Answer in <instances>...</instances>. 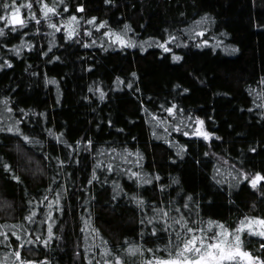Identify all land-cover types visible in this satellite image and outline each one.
I'll use <instances>...</instances> for the list:
<instances>
[{
  "label": "trees",
  "instance_id": "16d2710c",
  "mask_svg": "<svg viewBox=\"0 0 264 264\" xmlns=\"http://www.w3.org/2000/svg\"><path fill=\"white\" fill-rule=\"evenodd\" d=\"M5 3L12 0H0V14ZM44 3L58 14L45 18ZM15 6L26 25L12 32L0 21L6 33L0 36V127L18 122L40 143L0 131V225L17 226L0 229L7 233L0 235V262L19 264L11 254L20 250L25 262L37 264L45 258L51 264H105L116 255L123 264H147L174 253L175 232L185 219L208 237L220 231L210 221L234 231L245 217L264 218V181L253 189L240 175L264 173V0H15ZM72 15L77 21H70ZM204 16L210 21L197 25ZM92 17L105 27L87 23ZM125 24L134 48L104 35L122 33ZM69 25L77 33L72 38ZM200 31L203 36L196 35ZM169 35L176 40L165 52L158 45ZM173 104L177 109L168 113ZM197 117L210 139L192 134ZM133 172L152 182L141 184ZM94 173L98 179L92 180ZM56 192L64 213L53 206V239L48 247L27 243L47 238V205ZM165 211L167 232L160 227ZM242 240L245 250L264 258V239L245 231ZM130 244L142 254L127 253Z\"/></svg>",
  "mask_w": 264,
  "mask_h": 264
},
{
  "label": "snow or ice",
  "instance_id": "6c2138e0",
  "mask_svg": "<svg viewBox=\"0 0 264 264\" xmlns=\"http://www.w3.org/2000/svg\"><path fill=\"white\" fill-rule=\"evenodd\" d=\"M39 2V0H38ZM61 3H63V0H60ZM106 3H114V0H106ZM23 7V5H21ZM27 7L29 9L32 8L31 2L27 4ZM3 8L5 11L3 14H0V21H5L6 26H11V31L15 32L17 31V25L20 27H24L26 25V21L21 18L20 14V7L15 6V0H12L11 4L5 3L3 5ZM42 10H43V16L45 18H49V13L53 14H58L56 12L55 7H49L47 3H44L42 5ZM67 11V7L64 9ZM77 11L78 12H83L84 11V6L83 5H77ZM31 19H35L36 23L39 24L40 21L39 19H36L35 13L30 12L29 13ZM70 21H77V16L72 15L70 16ZM96 17H92L89 20H87V23L92 24L96 28H103L106 25L105 21L100 22L99 24H96ZM210 21V17L204 16L201 18V20L196 21L197 25H200L202 23H208ZM49 26L57 29V25L53 23H49ZM69 31H68V37L72 38L73 36L77 35L75 29L69 25ZM59 30V29H57ZM39 31V29H37ZM87 34L89 36L92 35V32L90 30H86ZM132 31L131 26L128 24L124 25L123 32H115L113 30H109L104 33L105 36H108L110 39L114 37V40L116 43H118L121 47L127 46V47H136V42L133 41L130 37L127 36L128 32ZM195 32V29L192 30ZM5 33V28L0 27V36H4ZM196 35L203 36L204 32L200 31L199 33H196ZM176 40L175 36L169 35L168 40L161 42L158 46L162 48L165 52H172V49L168 46L169 42ZM222 42H217L216 47H219ZM203 44H208V40H204ZM29 49H31V45H27ZM199 46V45H198ZM51 49H49L50 51ZM225 52L229 51V48L225 47ZM231 51H239L238 49H231ZM20 49H16L17 55H19ZM44 55H47V52L44 53ZM57 60L60 59V57H56ZM173 59L175 61H180L183 59L180 55H173ZM8 67H11V62L7 63ZM4 67L3 64H0V69ZM133 76L136 75V73H132ZM119 80V78H117ZM49 83H57L55 80H50L48 81ZM128 87H132L131 84L128 85ZM179 87V85H177ZM185 92H188L189 89L185 88ZM104 98V93L101 90V99ZM4 104L7 108L8 104V98H5ZM261 107H264V104L261 105ZM177 109V106L173 104L170 108L166 109L168 113H173L174 110ZM7 111L11 113L13 111L12 108H7ZM179 111H183V109H179ZM157 119H159L157 117ZM191 119V117H189ZM198 121L199 125H203L204 121L201 120L199 117L196 118ZM18 122H13L11 126H5V127H0V131L2 132H8V133H16L18 134V137L22 138V140L28 144H39L40 141L35 140L34 138L26 135L23 133V131L17 126ZM19 123H22L19 122ZM191 127V125H189ZM180 127L177 125L176 126V131H180ZM193 135L197 136H202L205 139H210L211 136L213 135L212 133L202 130L200 127H197L196 130L192 133ZM49 135H55L52 132H49ZM62 135V134H60ZM184 135H189L188 132H184ZM57 139L60 137L57 136ZM77 143H80V141H77ZM88 145L92 144V141L89 140L87 141ZM68 147H72L71 145H68ZM253 152H255V148L252 149ZM139 155V154H137ZM58 163L63 166L65 165L66 161L61 160L57 158ZM76 163H79L78 160L75 161ZM3 167L7 169L9 173H13V179L16 181H20V177L18 175L14 174V169L10 164H4ZM109 169L112 168V165L109 164L107 166ZM231 175V173H229ZM240 175L243 176V180L248 181L253 189H256L257 186L260 184L261 181H264V173L257 172L254 175H251L247 172H243L241 170ZM132 176L137 177L139 179V182L141 184H150L152 181L147 178V176H141L139 172H133ZM159 179V177H156ZM98 179V177L93 174L92 180ZM239 179V178H238ZM92 180H89V183H92ZM264 186V185H262ZM118 187V186H117ZM63 192L67 191V188L65 187ZM117 195H119V192H117ZM61 192H56L55 193V198L50 201L47 205V208L49 209L47 213V220L49 221L48 226H47V238L41 240L40 236H37L34 240L33 239H28L26 242L31 243V244H37V243H42L45 247L49 246V242L53 239L54 237V232H53V206L57 205L59 206L56 208V211H58L61 215L64 213V206L61 204L60 200ZM47 200V197H45ZM115 199V196L113 197ZM137 204L143 206L144 200L143 198H135ZM189 200L192 199L191 196L188 197ZM188 205L185 204L184 207H187ZM178 211V210H177ZM36 215L35 211H32L26 219L29 222H34L33 217ZM167 217V212H163L161 215L160 219L162 223L160 224V227L163 231L167 232L170 228L171 225L168 224V220L165 218ZM183 219V217H182ZM85 223H89V221H85ZM143 224L144 221H141ZM148 223H153V220H149ZM174 223L179 224L180 221H175ZM215 226L220 229L219 232L213 233V235L206 237L204 235V229L198 227V226H193L189 227L188 226V221L185 219L184 220V227L181 229V232L186 233L187 235L182 236L181 232H175V238L177 241V244L174 246L175 251L174 253H169V258L167 259H160V258H153V260L148 261L147 264H233V262L240 261L241 264H264V258H262L260 255H253L251 251L245 250L243 247V240H242V234L247 231V233L252 236H258L261 239H264V218L260 217H245L243 220L239 221V227L236 228L234 231H230L228 228L225 227L223 223L216 222V221H210L209 222V227ZM256 225H259L257 228ZM17 227L16 225H0V229L3 228H11L14 229ZM151 233L152 235L157 234V228L154 226L151 228ZM0 235H3L7 237L6 232H0ZM13 235H16V238L18 241L22 240L23 237L20 235H17L15 232H13ZM29 237H31V233L27 234ZM231 237V238H229ZM0 243H4V241H0ZM169 244L172 243L171 239L168 241ZM24 248V243H20L18 245V249H23ZM261 249H264V243L261 244ZM107 251V250H106ZM143 249L138 246V245H132L130 244L129 247L127 248V253L135 255L137 253L142 254ZM148 252H152V249H147ZM14 256L15 260L19 262V264H37L36 261L29 260L25 262L23 258L21 257V251L20 250H14V252L11 254ZM0 264H3V262H0ZM39 264H51V261H49L47 258H45L44 261H40ZM105 264H123V261L121 260V257L116 255L114 261H106Z\"/></svg>",
  "mask_w": 264,
  "mask_h": 264
},
{
  "label": "water",
  "instance_id": "95a60500",
  "mask_svg": "<svg viewBox=\"0 0 264 264\" xmlns=\"http://www.w3.org/2000/svg\"><path fill=\"white\" fill-rule=\"evenodd\" d=\"M197 127H200L202 130H204L202 125H199V123L197 124Z\"/></svg>",
  "mask_w": 264,
  "mask_h": 264
},
{
  "label": "rangeland",
  "instance_id": "374dc122",
  "mask_svg": "<svg viewBox=\"0 0 264 264\" xmlns=\"http://www.w3.org/2000/svg\"><path fill=\"white\" fill-rule=\"evenodd\" d=\"M256 227L258 228V227H259V225H256Z\"/></svg>",
  "mask_w": 264,
  "mask_h": 264
}]
</instances>
